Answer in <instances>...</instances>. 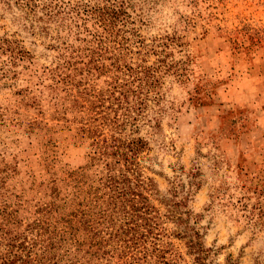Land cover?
<instances>
[{
    "label": "rangeland",
    "instance_id": "rangeland-1",
    "mask_svg": "<svg viewBox=\"0 0 264 264\" xmlns=\"http://www.w3.org/2000/svg\"><path fill=\"white\" fill-rule=\"evenodd\" d=\"M36 1L0 0V264H264V0H126L101 41Z\"/></svg>",
    "mask_w": 264,
    "mask_h": 264
},
{
    "label": "trees",
    "instance_id": "trees-1",
    "mask_svg": "<svg viewBox=\"0 0 264 264\" xmlns=\"http://www.w3.org/2000/svg\"><path fill=\"white\" fill-rule=\"evenodd\" d=\"M48 2L44 5V8L46 9V15L51 16L54 12L51 9H62L66 12V14H73V18L71 15H69L70 20L72 21L73 25H75L76 29H80L81 26L83 29L89 32V34L92 37H97V32H92V30L89 28L87 23L90 21H93V26H97L98 28H101L103 31L107 32L109 29V26L113 25L115 22L123 21L125 17H127L128 12L123 9L125 6L126 0H100L102 3H105L104 5L101 4H95L94 6L86 5L82 6L80 4V1H71L68 4L66 3L65 6H60L59 3L61 0H40ZM22 2L26 8H28L30 11H33V9L36 6L37 1L36 0H16V3ZM128 5H130V0L127 1ZM56 4V5H54ZM89 6V7H88ZM71 11V12H70ZM100 36V35H99ZM98 36L97 39L101 41ZM17 47L15 46V42L9 40L8 38L1 37L0 38V54H7L8 56V63L11 64L15 59L16 56L19 54V51H17ZM105 151L102 153V156H105ZM109 164H107V167ZM112 178V177H110ZM115 193L113 196H110L114 200L118 202H122L121 200L125 197V194L118 192L117 190H114Z\"/></svg>",
    "mask_w": 264,
    "mask_h": 264
}]
</instances>
